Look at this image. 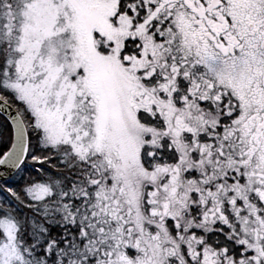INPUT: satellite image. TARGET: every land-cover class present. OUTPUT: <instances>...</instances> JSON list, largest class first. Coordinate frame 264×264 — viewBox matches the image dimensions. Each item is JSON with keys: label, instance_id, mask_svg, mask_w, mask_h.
Listing matches in <instances>:
<instances>
[{"label": "snow or ice", "instance_id": "obj_1", "mask_svg": "<svg viewBox=\"0 0 264 264\" xmlns=\"http://www.w3.org/2000/svg\"><path fill=\"white\" fill-rule=\"evenodd\" d=\"M0 264H264V0H0Z\"/></svg>", "mask_w": 264, "mask_h": 264}]
</instances>
